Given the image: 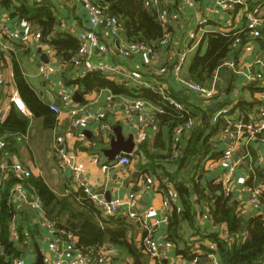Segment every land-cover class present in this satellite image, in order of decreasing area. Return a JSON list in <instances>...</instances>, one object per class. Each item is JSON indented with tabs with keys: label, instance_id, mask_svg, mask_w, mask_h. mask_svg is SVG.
<instances>
[{
	"label": "crops",
	"instance_id": "0c3cea01",
	"mask_svg": "<svg viewBox=\"0 0 264 264\" xmlns=\"http://www.w3.org/2000/svg\"><path fill=\"white\" fill-rule=\"evenodd\" d=\"M143 1L125 0L120 3L117 0H105L102 11L103 14L116 13L118 17H122L123 8H128L137 2L143 3ZM185 1L163 0L167 7L179 13L180 19L168 25L170 42L165 46L160 45L158 50L160 58L152 63L146 62L143 54H136L131 58L123 57L119 46L122 38L129 40L125 31L121 37H114L107 33L103 23L92 26L88 10L78 0H45L42 3L55 12L57 17L56 37L65 34L77 39L76 34L85 30H93L97 34L100 43L104 44L107 50L98 53L91 62H104L111 66L127 69V71L140 73L146 79H151L158 87H162L163 93L184 103L186 110L204 111L205 118L199 122L208 127L205 137L209 136L208 144L212 148L203 158L182 168H179L177 164L178 151L174 150L171 156L155 164L152 159L140 151V146L148 142L147 149L150 153L159 152L162 155L167 153L166 150L153 148L160 131L166 140L169 137L168 128H160L159 122L156 120V113L161 110V106L144 101L145 105L142 109H135L127 113L125 105L128 100H131L128 97L114 95L108 89L81 92L75 81L88 73L89 69L87 61L80 53L75 52L73 55L67 56L65 60L60 59L48 42L34 40V33L39 31L37 27L12 14L13 10L0 6V77L4 79L0 88V129L3 130L0 132V139L7 143L9 159L12 162L20 161L31 170L33 176L43 178L56 194L66 197L78 193L79 189L75 187L71 169L59 164L56 147L62 146L71 156L72 162L80 169L82 177L89 183L91 191L98 197L106 199L107 196H110V200L125 199L131 193L136 194L138 199L136 211L139 216L148 215L151 237L160 245L161 258L149 256L150 264H193V259L188 260L178 254L177 248L182 246V243L167 239L168 223L166 220L175 208L178 211L184 209V201L176 192L175 181L186 180L193 187L191 182L194 179L208 189L212 185H219L220 189L215 192L218 195L222 194L218 193L222 192L219 178L226 172L227 166L216 156L223 154L228 149L231 140L225 136V129L213 133L210 130L215 128L219 119H215L218 112L224 108H228L229 111L234 108L233 114L230 115L228 112L226 118L221 117L227 123L230 119L245 122V118L248 121H259L262 116L258 110L264 108V90H256L259 87L264 88L262 64V60H264V28L261 37L254 38L247 32L244 42L237 38L230 47V56L226 61L233 60L235 69L225 64V61L214 71L210 86H208L215 88L214 98L205 100L197 93L185 92L187 83H191L189 67L198 54L204 55L207 52L211 33L246 31L245 9L242 7L236 6L231 10H223L215 0H195V6L187 5ZM248 1L251 7L258 6L260 13L264 16V0ZM200 20H207V25L205 30H199L200 42L194 46L192 43L195 41H192L190 33L198 31ZM5 25L18 34L16 38H8L3 34L2 28ZM193 46L194 48H192ZM184 52H188V58L182 75L187 83L180 82L171 70L165 75L157 72L160 64H167L171 69L178 55ZM14 60L19 63L26 80L41 101L49 108L51 104L59 107L60 113L53 111L57 118L52 127L45 125L43 117H37L30 111L22 112L11 101V96L14 93L21 96L14 76ZM40 66L48 68L47 76L41 73ZM103 73L113 80L124 82L134 90L139 88V85L132 80L125 79L123 74ZM251 74L257 76V79L249 80ZM65 77L70 83L65 81ZM73 80L74 82L71 83ZM61 89L71 95V105H74L72 109L61 99L58 93ZM76 91L82 96L80 102H75L72 98ZM154 91L162 94L158 90ZM241 101L254 102L253 109L248 113V116L239 108L235 109V106H238ZM82 107L88 109L90 116L84 126L74 129L73 118L79 112H72V110H79ZM101 113H105V117L98 119L97 116ZM20 117L29 121L25 134H16L11 129L1 127L8 121L13 122ZM101 122L105 124L106 128L100 135H97L96 130ZM117 127L121 128L122 143L134 144L132 152H129L133 154L131 163L127 166L118 164V161L120 157L129 153L124 152L113 161L104 153V150L111 147V141L118 138ZM191 128L185 130V136L180 137V149L188 145L189 135L187 132ZM94 137L97 138V143L92 142ZM245 138H247L246 142H244ZM251 149L254 150V153ZM234 156H236V160H233ZM232 161L235 163V190L232 200L237 204V214L251 215L250 218L264 214V207L259 208L253 205L250 192L244 191V187L247 186L255 169L261 168L264 172V143L250 140L248 134L244 132L235 145ZM8 165V167H12L9 162ZM216 170L219 171L220 176L213 181L208 180L207 177ZM165 172H169L170 175L165 176ZM7 176L0 177L1 186ZM13 198L17 214L14 216L12 224L17 229L23 226L28 235L22 258L24 263L35 264L38 252H41L45 257V262L53 264L55 254L51 244L58 230L55 228L51 231L42 224L43 221H49L43 210L15 199L14 191ZM193 198L197 199L196 196ZM209 210V206L204 201H195L194 220L192 223L190 221L182 223L180 238L193 248L195 257L199 259L198 264H215L216 262L221 264L216 253V243L209 237V234L219 232L223 237L227 235V226L225 224L218 226L211 219H205L204 216ZM126 211L127 208L124 207L118 215H105V217L111 218L114 220L113 222L120 221L130 226L128 239L133 240L135 245L140 248L143 237L149 231L143 227L139 219L130 216ZM108 224L111 223L108 222ZM61 235H65L67 238ZM60 237L62 248L66 249V257L62 264H71L77 249L78 238L73 234L66 235L62 231ZM108 246L111 245L90 248L89 254L93 262L106 263L104 247L109 248ZM73 250L74 254H72ZM115 250L116 253L113 255L111 264H134V258L126 250Z\"/></svg>",
	"mask_w": 264,
	"mask_h": 264
},
{
	"label": "trees",
	"instance_id": "16d2710c",
	"mask_svg": "<svg viewBox=\"0 0 264 264\" xmlns=\"http://www.w3.org/2000/svg\"><path fill=\"white\" fill-rule=\"evenodd\" d=\"M117 1L121 3L125 0ZM98 3L102 9L105 0H99ZM0 6L13 10L12 14L37 27L41 32V41L48 42L60 59L65 60L67 56L79 52L78 39L65 34H60L59 37L55 36L57 17L49 6L36 0H0ZM108 15L118 16L116 13ZM119 18L129 40L148 44L153 46L155 50L160 49V40L166 30L159 22L157 15L144 6V1L123 8V15ZM247 32L246 30L235 32L236 34L234 32L211 33L207 52L204 55L198 54L189 67L191 83L210 86L212 74L230 56V47L237 38L244 42ZM13 65L18 91L28 111L37 117H43L45 125L52 127L56 122L57 115L51 109V105L49 108L37 96L16 60H14ZM65 81L70 83L67 77H65ZM75 83L84 93L108 89L117 96L149 101L161 106V110L156 113V120L159 122L160 128H168L169 137L166 140L160 131L153 148L166 150L167 153L165 155L159 152L150 153L147 149L148 142L140 146V151L152 159L154 164L171 156L175 150L179 152V159L177 160L179 168L187 167L190 163L203 158L212 148L208 144L209 136L205 137L208 127L199 122L205 118V113L202 110H176L168 104L159 92L149 88L134 90L124 82L113 80L100 71H88ZM256 90L263 91L264 88L259 87ZM253 106L254 102L241 101L238 106H235V109L236 107L239 108L248 116ZM233 109L229 111L230 115L233 114ZM191 122L193 126L187 132L189 135L188 145L180 149L179 139L183 135L185 136V127ZM245 122H249L247 118H245ZM28 126L29 121L20 117L16 121H8L1 127L11 129L16 134H25ZM227 126V121L219 118L215 128L210 130L212 133L222 131ZM179 129H182L180 136L176 134ZM2 131L0 129V132ZM92 142L97 143V138H92ZM251 150L254 153V150ZM223 155L224 153L218 154L216 158L221 159ZM165 173V176L170 175L169 172ZM18 182L23 184L30 195L40 199L45 216L54 223L58 230L57 235L60 236L61 231L66 235L73 234L78 238L77 248L84 253H89L90 248L94 246L111 245L115 249L126 250L134 258V264H150L148 262L150 255L144 251L143 244L139 248L133 240L128 239L130 226L120 221L113 222L114 220L111 218L105 217L97 205L90 201L83 188H80L78 193L62 197L56 194L43 178L31 175L28 178L19 179L14 175L12 169H8L7 179L4 180L0 188V264H11L13 258H23L27 245L28 235L23 226L17 229L20 236L19 241L14 243L11 239L12 221L17 214L13 202V189ZM191 183L193 187L186 180L175 181L176 192L184 201V209L178 211L175 208L167 219V239L183 244L178 246V254L183 255L188 260H192L196 256L193 248L180 238V228L184 221L192 223L194 220L195 201H204L210 208L211 221L218 226L222 224L227 226V235L223 237L219 232L209 234V237L216 243V253L221 264H264V214L246 220L244 216L237 214V204L232 198L225 197L223 193L218 195L215 192L220 189L219 185H212L208 189L194 179ZM260 183H264V172L261 168H257L247 182V186L253 188ZM194 196L197 199H194ZM77 197L78 200H76ZM260 199L261 205L264 207V192L260 195ZM207 251L209 252V250Z\"/></svg>",
	"mask_w": 264,
	"mask_h": 264
},
{
	"label": "built area",
	"instance_id": "2783aa9c",
	"mask_svg": "<svg viewBox=\"0 0 264 264\" xmlns=\"http://www.w3.org/2000/svg\"><path fill=\"white\" fill-rule=\"evenodd\" d=\"M39 3H43L45 0H36ZM83 3L89 13L90 24L92 26H97L100 23H103L106 27L107 33L110 36L121 37L124 34V28L118 16L103 14V11L96 0H78ZM216 4L220 6L223 10H231L234 7L239 6L245 9V18H246V30L248 33L254 37L258 38L262 36L263 28H264V16L260 13V9L257 7H251L248 0H215ZM189 6H195V0H186L185 1ZM144 6L152 10L158 17L161 25L165 27V34L163 38L160 40V45L165 46L170 42V33L168 31V25L170 23H174L179 21L180 15L175 10L169 8L164 4L163 0H144ZM207 20H200L198 22V31H192L190 33L191 39L194 43L192 45L197 46L200 42L199 30H205ZM3 34H5L8 38H16L17 33L10 30L8 26H3L2 28ZM77 39L79 41V53L80 55L87 61V66L89 71H100V72H110L115 74H123L124 78L127 80H132L139 88H149L152 90H158L163 94V98L168 102V104L176 109V110H184L186 109V105L179 101L178 99L170 96L169 94L163 93L164 89L158 87L151 79H146L142 74L127 71V69L121 68L119 66H111L104 62L93 63L91 62L92 58L95 57L98 53L105 52L107 50L104 44L100 43V40L97 34L93 30H85L79 34H76ZM34 40H41V32L37 31L34 33ZM194 46L192 48H194ZM191 48V49H192ZM190 49V48H189ZM120 53L125 58H131L136 54H143L146 58V62L152 63L156 62L160 58V53L158 50H155L153 46L148 44L132 41V40H123L119 46ZM51 51V50H49ZM188 52H184L178 55L175 62H173L172 68L169 69L167 64H160L157 72L159 74L165 75L170 70L173 71L174 75L180 82L187 83L182 75L183 68L187 62ZM160 61V60H159ZM261 62V60H260ZM229 67L235 69V62L233 60H228L225 62ZM263 64V74H264V60H262ZM40 71L44 76L48 75V68L46 66H40ZM257 76L251 74L249 80H256ZM4 83L3 77H0V88ZM187 89L185 92L189 93H197L199 96L203 97L205 100H210L215 97L216 90L213 87H208L205 85H201L198 83H187ZM61 99L67 106H70L72 109L74 105H71V95L64 89L58 91ZM11 101L14 105L22 112L28 113V109L21 99V97L14 93L11 96ZM145 103L140 99H131L126 102L125 110L127 113L132 112L135 109H142ZM51 109L57 113H60L59 107L54 104H51ZM72 112H79L78 115H75L73 118V128L78 129L81 126H84L87 123L88 117L90 116L88 109L82 107L79 110H72ZM229 109L224 108L218 112V115L215 119L224 117L226 118V114H228ZM259 114L262 116V119L259 121H233V119L228 120V126L225 128V136L231 140V144L228 146V149L224 151V155L221 158V162L227 166V170L222 176L219 178V182L222 186V193L227 198H232L235 186H234V170L235 163L232 161V155L234 152L235 145L240 140V136L246 132L248 134V138L253 141H259L264 143V108H259ZM105 117V113H101L97 116L98 119H102ZM229 119V118H228ZM192 127V123L188 124L185 127L189 129ZM106 128L105 124L101 122L96 130V134L100 135V133ZM181 130L176 131V134L180 136ZM59 164L62 167H69L72 171V177L77 189L83 188L89 199L94 202L97 207L102 211L104 215L116 216L121 213L124 207L127 208V214L130 216L136 217L139 219L143 227L149 231V233L144 237L142 244L144 247V251L149 254L151 257L161 258L160 257V245H158L151 237V225L149 222L148 215L139 216L136 211L138 205L137 195L131 193L127 198H116L111 200H106L105 198L98 197L94 194L89 186V183L86 182L80 169L72 162L71 156L67 152V150L62 147H56ZM131 155L129 153L123 157H120L118 164L120 165H130L131 163ZM10 158V153L7 148V143L4 140H0V177L7 176L8 169H12L14 175L19 179L28 178L32 175L30 169L25 167L23 163L18 160L13 161L12 167H8V159ZM124 172V171H123ZM1 188V182H0ZM14 197L19 201L27 202L29 205L39 209H42V203L39 198L34 195H30L29 192L24 188L21 182H18L14 185ZM244 191H249L251 194V203L256 207H262L260 195L264 192V183H260L255 187H244ZM14 199V198H13ZM210 211V210H209ZM209 211L205 214V219H210ZM167 221V220H166ZM42 224L46 226L49 230H55L54 223L50 221H43ZM19 233L14 224H12V233L11 239L14 243L19 241ZM52 250L55 254V260L53 264H62L66 257V249L62 248V239L60 236L56 234L54 237L52 244ZM106 252V263L111 264L113 255L116 253L114 248H105ZM198 257L193 258V264H198ZM11 264H25L24 259L22 258H13L11 260ZM71 264H103L98 262H93L89 253H84L80 249H76L74 254V258L71 260ZM162 264V263H161ZM215 264H219L216 262Z\"/></svg>",
	"mask_w": 264,
	"mask_h": 264
},
{
	"label": "water",
	"instance_id": "95a60500",
	"mask_svg": "<svg viewBox=\"0 0 264 264\" xmlns=\"http://www.w3.org/2000/svg\"><path fill=\"white\" fill-rule=\"evenodd\" d=\"M57 36H58V33H57ZM188 80L190 81L189 78H188ZM72 98L75 102H80L82 96L79 94L78 91H76L73 94ZM116 134L118 135V138L116 140L113 139L111 141V147L109 149L104 150V153L106 154V156L112 161L115 160L117 156L121 155L124 152H127V153L132 152V150L134 148V144L122 143V140H121L122 138L120 136V134H121V128L120 127L116 128ZM246 141H247V138L244 139V142H246ZM233 160H236V156H234ZM8 162L11 166L13 165V162L10 159L8 160ZM219 176H220V173H219V171L216 170V171H213L207 177V179L210 181H213L215 178H218ZM218 193L221 194L222 192L219 191ZM106 199L110 200V196H107ZM250 217H251V215H245L244 216V218L246 220H249ZM61 236L64 238H67L65 235H61ZM108 247L111 248V246H108ZM72 254H74V250L72 251ZM35 264H48L47 262H45V257L41 252H38V258H37V261Z\"/></svg>",
	"mask_w": 264,
	"mask_h": 264
}]
</instances>
